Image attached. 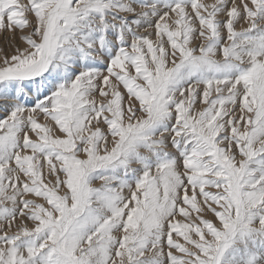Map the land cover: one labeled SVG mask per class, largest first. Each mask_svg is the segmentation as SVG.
I'll list each match as a JSON object with an SVG mask.
<instances>
[{
	"label": "snow or ice",
	"instance_id": "6c2138e0",
	"mask_svg": "<svg viewBox=\"0 0 264 264\" xmlns=\"http://www.w3.org/2000/svg\"><path fill=\"white\" fill-rule=\"evenodd\" d=\"M0 36V264H264V0H0Z\"/></svg>",
	"mask_w": 264,
	"mask_h": 264
},
{
	"label": "rangeland",
	"instance_id": "374dc122",
	"mask_svg": "<svg viewBox=\"0 0 264 264\" xmlns=\"http://www.w3.org/2000/svg\"><path fill=\"white\" fill-rule=\"evenodd\" d=\"M204 2H206V3H212V2H214V0H204ZM3 41H4V37L3 36H0V45L3 44ZM197 107L199 108L200 105H197ZM4 115H5V112L2 111V110H0V116H4ZM57 135H59V133H57ZM95 186L99 187L100 186V182H97V184Z\"/></svg>",
	"mask_w": 264,
	"mask_h": 264
}]
</instances>
